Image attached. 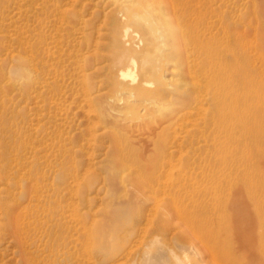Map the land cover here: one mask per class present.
<instances>
[{
	"label": "rangeland",
	"instance_id": "obj_1",
	"mask_svg": "<svg viewBox=\"0 0 264 264\" xmlns=\"http://www.w3.org/2000/svg\"><path fill=\"white\" fill-rule=\"evenodd\" d=\"M198 1L186 54L199 102L187 109L174 92L135 99L119 78L132 57L139 73L151 46L170 47L123 0H0V131L23 178L0 196L20 203L24 244L39 236L72 264H264V0ZM212 67L227 68L231 107L216 129L227 112L210 95L226 85L206 87ZM6 219L0 206V255L17 264Z\"/></svg>",
	"mask_w": 264,
	"mask_h": 264
},
{
	"label": "bare ground",
	"instance_id": "obj_2",
	"mask_svg": "<svg viewBox=\"0 0 264 264\" xmlns=\"http://www.w3.org/2000/svg\"><path fill=\"white\" fill-rule=\"evenodd\" d=\"M198 2H199L198 0H123L122 3L124 5L122 7L125 10L129 9L128 17H130L131 19H134V18L142 19V17L150 18V20H152L155 23V30L158 33V37L161 40V44L162 45L168 44L170 46L169 50L168 51L165 50L166 52L164 53L161 51H158L157 53L156 47L151 46V48H149V53L147 54V57H146L147 64L145 66L142 65L140 67L139 73L136 72L137 63L135 59L132 57L128 61L130 68L129 69L126 68L125 71H121L119 78L121 79L130 78L132 83L135 84L128 88V93L130 96L134 97L135 99H139V98L141 99L142 97H146V100L149 101V103L156 104L155 101L158 98L166 99V97L170 96L171 92H174L178 96V98L180 97L183 100L185 108L187 109L191 108L192 105L199 102V101L194 102V100L197 97L196 95L197 89L199 88V86H197L198 81L196 82L195 80L197 76L192 75L194 74V70L192 71L191 68H189L188 60H187L188 56L186 54L188 52V49H189L188 47L190 45L188 43V38L190 35V31H191L189 22L192 24L191 20L193 19L194 16H197L198 14V12L196 11L198 8ZM135 4L139 6H143L144 7L143 10L145 11V14L144 12H140V13L134 12L133 11L134 9L132 7L135 6ZM180 22H184L182 27H178ZM124 33L125 35L128 33V28L124 30ZM191 43H193V40L191 41ZM204 52L206 53L205 57L207 55H210V52L205 51V49H204ZM117 62L121 63L122 62L121 58H117ZM176 68H178L177 80L179 76H181V78H179L177 82H173L171 81V79L166 78V72L167 71L172 72ZM160 70H161V77H163L164 79L158 78L156 80L155 86L152 89H149L148 87L152 83L148 79L145 78L146 75L150 73L154 74ZM226 72H227V68H225L224 71L220 72V71H216V69L212 67V69L207 70L205 73V85L207 88L209 86L213 87L212 81L214 82L216 81L215 84L217 86L220 84L226 85V91L224 90L225 93L214 92L210 95V100L212 101L213 105H215V107H219L220 104L223 105L224 110L220 113L227 112V114L225 113L221 117L218 116L210 122L211 126L214 125L215 129L216 127L218 128L219 123H222V128L224 127V124L227 122L228 117H229L228 110L231 109V107L229 108L230 106L229 102L224 100L229 95V91H227L228 76L225 75ZM209 81L211 82V84ZM239 83H241L242 88H243L241 98L245 99L247 95V87H245L244 80H243V83L242 82H239ZM117 85L121 87L122 85L121 81L117 80ZM244 89H245V92H244ZM226 92L228 94H226ZM231 92L233 96L237 94V91L235 89L234 90L232 89ZM234 100L236 101L237 99L234 98ZM124 102H127V101L125 100ZM119 104L121 103L119 102ZM218 111H220V107L218 108ZM166 117L168 116L159 114L158 118H156V120L154 121V124H151L150 126H148L149 130L155 131L157 129L162 128L163 121H165ZM22 179L23 178H22V173H21L20 153L13 146H11V144L9 145L7 143V139H5V134L2 133V131H0V185L4 186L5 188V186H8L9 180H13L15 185L19 187ZM31 189L32 188H30V190ZM5 200L6 199L3 196H0L1 209L3 210V213L5 217L7 218L6 220L9 221V225L11 227V228H7L9 230L8 233H10L9 235H11L12 238L14 239L15 246L18 249L19 259L17 260L18 261L17 264H59V263L60 264H72L69 255L67 254V252H65L62 249L63 248L62 246H60L61 248H58L56 244L55 245L56 247L54 248L53 245L55 243H53L52 245L50 241H48V243H51V244H48V245L47 244L41 245V246L37 245V243L39 242L38 240L39 236H36L34 246L24 244L23 241H21L22 234L25 233V228H21L22 218H23L21 207H20L21 205L20 203H13L12 201L11 203L6 204ZM76 229L81 231L83 228H76ZM43 231L45 233L44 235L48 237L56 234V231L53 228H45ZM76 239L77 240L75 241H80L79 238L76 237ZM71 241L73 242L74 240H71ZM190 246L192 248V246L194 245L190 243ZM86 249H85V252H86ZM3 259H4L3 256L0 255V264L7 263ZM176 263L181 264L182 261L176 258Z\"/></svg>",
	"mask_w": 264,
	"mask_h": 264
}]
</instances>
